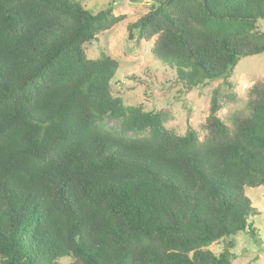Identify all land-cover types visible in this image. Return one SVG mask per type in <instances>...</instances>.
<instances>
[{
  "label": "trees",
  "instance_id": "obj_1",
  "mask_svg": "<svg viewBox=\"0 0 264 264\" xmlns=\"http://www.w3.org/2000/svg\"><path fill=\"white\" fill-rule=\"evenodd\" d=\"M138 2L139 0H128ZM127 26L175 69L182 90L228 81L264 52V0H151ZM122 19L76 0H0V264H231L232 241L264 186V80L229 127L210 98L206 135L164 126V112L110 91L119 67L83 44ZM123 118L124 136L104 129Z\"/></svg>",
  "mask_w": 264,
  "mask_h": 264
},
{
  "label": "rangeland",
  "instance_id": "obj_2",
  "mask_svg": "<svg viewBox=\"0 0 264 264\" xmlns=\"http://www.w3.org/2000/svg\"><path fill=\"white\" fill-rule=\"evenodd\" d=\"M92 14L106 7L122 19L109 29L101 31L94 40L83 44L85 55L96 59L102 53L117 60L119 67L111 80L110 91L120 97L123 104L138 107L143 111L164 112V126L178 135L187 129L196 131L198 139L206 135L205 119L209 112L212 91L217 89L221 108L217 115L229 127L233 113L247 114V91L249 87L264 80V52L238 60L226 86L221 79H215L192 90H182L176 78L175 69L156 59L151 53L154 36L148 41H135L136 32L129 37L127 26L147 12L151 0H76ZM257 26L263 30L264 20ZM123 118H105L100 125L109 131L124 136H143L149 130H123ZM244 194L250 199L258 213L248 218L253 228L238 231L232 236L218 240L206 248L218 254L227 241H232L231 264H264V186L245 187ZM60 264H74L69 256L62 257Z\"/></svg>",
  "mask_w": 264,
  "mask_h": 264
}]
</instances>
